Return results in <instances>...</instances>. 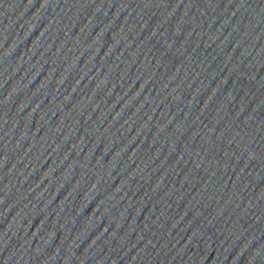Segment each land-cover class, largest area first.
<instances>
[{"label":"water","instance_id":"water-1","mask_svg":"<svg viewBox=\"0 0 264 264\" xmlns=\"http://www.w3.org/2000/svg\"><path fill=\"white\" fill-rule=\"evenodd\" d=\"M0 264H264V0H0Z\"/></svg>","mask_w":264,"mask_h":264}]
</instances>
